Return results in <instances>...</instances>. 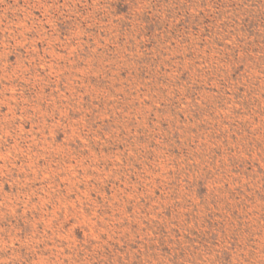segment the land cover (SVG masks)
<instances>
[{
    "label": "rangeland",
    "instance_id": "obj_1",
    "mask_svg": "<svg viewBox=\"0 0 264 264\" xmlns=\"http://www.w3.org/2000/svg\"><path fill=\"white\" fill-rule=\"evenodd\" d=\"M0 264H264V0H0Z\"/></svg>",
    "mask_w": 264,
    "mask_h": 264
}]
</instances>
